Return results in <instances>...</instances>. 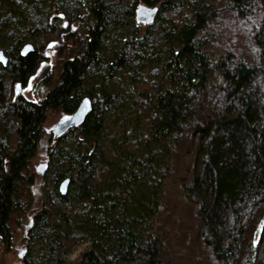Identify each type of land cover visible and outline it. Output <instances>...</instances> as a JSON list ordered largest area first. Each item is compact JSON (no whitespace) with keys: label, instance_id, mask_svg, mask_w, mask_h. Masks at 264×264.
Wrapping results in <instances>:
<instances>
[{"label":"trees","instance_id":"1","mask_svg":"<svg viewBox=\"0 0 264 264\" xmlns=\"http://www.w3.org/2000/svg\"><path fill=\"white\" fill-rule=\"evenodd\" d=\"M142 4L158 8L148 26ZM54 41L55 82L50 70L39 99L17 94ZM0 51L4 253L11 220L32 213L21 264H180L171 206L189 203L199 256L264 264V0H0ZM86 97L84 123L53 142L49 112Z\"/></svg>","mask_w":264,"mask_h":264},{"label":"rangeland","instance_id":"2","mask_svg":"<svg viewBox=\"0 0 264 264\" xmlns=\"http://www.w3.org/2000/svg\"><path fill=\"white\" fill-rule=\"evenodd\" d=\"M235 29V28H234ZM59 50H60V42L54 41L49 44L46 54L48 56V62L41 65V67L37 70V72L34 74V76L30 79L29 85L27 87H21L20 86V92L23 94L26 98L28 99H39L43 93V88H41L38 84L39 79L46 74L47 71H51L54 75L53 82H55L57 76H58V58H59ZM52 82V83H53ZM61 113H54V112H49L46 122L44 124V129L46 134L47 130L53 127L54 124H56L60 117ZM49 135V134H48ZM46 135L42 137V140L40 142V145L38 147L37 154L32 158L31 161V170L36 172V166L46 162ZM36 174H38L36 172ZM40 175V174H38ZM175 188V187H173ZM33 192V197L34 199L38 200V192L34 189H32ZM180 195V194H179ZM174 200L177 198L181 200L177 195H174ZM184 201V200H183ZM34 204H31L34 206L36 202L33 200ZM185 206H178V204H175L173 207L174 214L172 216H176L177 218H180V224L177 226L175 225L174 229L171 230V238H172V248L173 250L179 254V261L180 264H191L193 263L194 259L199 260L198 264H214V261L212 260V257H208L206 255H200L199 252H204V251H198L197 248L199 246L195 242L196 234L193 232V228L196 225V220L195 217H193L194 212L192 206H190L189 203H185ZM37 205V204H36ZM35 205V206H36ZM170 205V204H169ZM173 205V204H171ZM32 208V207H31ZM178 208V210H177ZM191 208V209H190ZM29 211V210H28ZM32 213H28L24 217H20L17 214L14 216V218L11 220V227L12 230L15 234V240L12 246L11 251L8 253L3 252V248L0 252V264H21V259L19 258V253L25 248L24 243L21 240V234L22 230L18 227V220H22L23 224L28 227L29 226V221L31 218ZM192 227V228H191ZM87 245H82L80 246L74 254L70 255V259L74 260L77 258L79 253L86 247ZM203 250V249H202ZM203 258H206V263H204Z\"/></svg>","mask_w":264,"mask_h":264},{"label":"water","instance_id":"3","mask_svg":"<svg viewBox=\"0 0 264 264\" xmlns=\"http://www.w3.org/2000/svg\"><path fill=\"white\" fill-rule=\"evenodd\" d=\"M158 13V8L157 7H149L144 4L140 5L138 9L136 10V21L138 24L143 25V26H148L152 24L157 16ZM33 51V47L31 45H26L23 48V53L27 54L29 52ZM0 62L3 63L4 65L7 64L8 58L5 56V54L0 51ZM16 93L21 94L20 92V85H16ZM92 111V101L90 98L86 97L81 100L79 105L77 106L76 110L67 115H61L59 121L53 125L50 129L47 130L49 134H52L53 137V142H56L60 137L65 135L70 129L76 128L81 126L87 116L91 113ZM65 118H70V119H65ZM48 168L47 162H43L39 165L36 166V172L40 175H43ZM68 184L69 180H64L61 185H60V191L62 194H66L67 189H68ZM32 226V221L30 220L29 227ZM2 241L0 238V252L2 250ZM27 254V250L23 249L19 253V258L22 260L25 258Z\"/></svg>","mask_w":264,"mask_h":264},{"label":"flooded vegetation","instance_id":"4","mask_svg":"<svg viewBox=\"0 0 264 264\" xmlns=\"http://www.w3.org/2000/svg\"><path fill=\"white\" fill-rule=\"evenodd\" d=\"M48 133V132H47ZM49 134V133H48ZM50 135V134H49ZM52 135V134H51ZM52 141H53V137H52ZM30 220L32 221V218H30ZM29 223H30V221H29ZM29 227V226H28ZM1 241H2V239H1ZM2 246H3V244H2ZM25 249V248H24Z\"/></svg>","mask_w":264,"mask_h":264},{"label":"snow or ice","instance_id":"5","mask_svg":"<svg viewBox=\"0 0 264 264\" xmlns=\"http://www.w3.org/2000/svg\"><path fill=\"white\" fill-rule=\"evenodd\" d=\"M0 59H2V57H0ZM65 119L67 120V119H70V118H65Z\"/></svg>","mask_w":264,"mask_h":264},{"label":"bare ground","instance_id":"6","mask_svg":"<svg viewBox=\"0 0 264 264\" xmlns=\"http://www.w3.org/2000/svg\"><path fill=\"white\" fill-rule=\"evenodd\" d=\"M51 135V134H50Z\"/></svg>","mask_w":264,"mask_h":264}]
</instances>
